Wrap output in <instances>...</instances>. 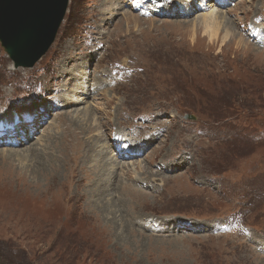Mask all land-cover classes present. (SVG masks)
<instances>
[{
  "label": "rangeland",
  "instance_id": "374dc122",
  "mask_svg": "<svg viewBox=\"0 0 264 264\" xmlns=\"http://www.w3.org/2000/svg\"><path fill=\"white\" fill-rule=\"evenodd\" d=\"M123 1L70 0L33 67H15L0 43V122L28 137L19 148L0 135V264H264V0H201L186 15L165 11L169 0ZM212 8L227 13V37L194 24ZM73 89L81 103L63 107ZM71 117L101 135L89 176V136L71 138ZM50 133L81 168L77 179L64 169L57 188L11 154L46 148ZM107 146L116 164L102 198L92 163Z\"/></svg>",
  "mask_w": 264,
  "mask_h": 264
},
{
  "label": "bare ground",
  "instance_id": "6f19581e",
  "mask_svg": "<svg viewBox=\"0 0 264 264\" xmlns=\"http://www.w3.org/2000/svg\"><path fill=\"white\" fill-rule=\"evenodd\" d=\"M157 1V0H156ZM170 1V0H169ZM167 1L166 4L168 5V7L165 9V11H167L168 13H174V14H177V13H181V14H184L186 15L189 11H192L191 9L193 8H196V5H201L202 8H203V4L201 3V0H178V8H174L173 6L175 5L176 3V0H172L173 2L175 1V3H171ZM205 1V0H204ZM225 1V0H224ZM124 4V1L123 0H102L101 2V5L102 6H105L104 8L106 9V7L108 9L112 8V6L114 7L115 5L119 4L118 7L122 6L121 4ZM135 2V1H134ZM220 2H223V0H220ZM140 3V2H139ZM168 3H171V4H168ZM111 5V7L109 5ZM115 4V5H114ZM136 4V3H135ZM213 3H208L207 6H212ZM137 5V4H136ZM173 5V6H172ZM214 6L217 5L215 2L213 4ZM206 6V7H207ZM104 9V10H105ZM107 9V10H108ZM177 10H179L180 12H177ZM109 11V10H108ZM191 13V12H190ZM226 15L227 13H221V11L219 12L218 9L216 8H212L211 10H208L206 11L205 13H203L202 15H199V17H196V21L194 22V24L197 22V24H201L203 25L205 31H211V34L212 36L216 37L218 36V33H219V30L220 28L222 30L225 31V36L227 37L229 35V32L231 31L230 29V26L228 25V23H226L225 20H228L230 21L229 19H226ZM135 18V21H137L138 19L136 17H132V16H127L126 19L127 21H130V20H133ZM125 19V18H124ZM125 19V20H126ZM134 21V20H133ZM230 30V31H229ZM67 63H69V61L67 60L66 61ZM65 62V63H66ZM73 62V61H70V63ZM67 64H63L62 67H61V74L64 75V73H69L68 70L65 69V66ZM86 67V66H85ZM84 67V71H81L83 74H85V71H86V68ZM82 77H84V80H86V77L82 75ZM73 81V85L74 84V80ZM88 83V82H87ZM78 84V83H77ZM98 84H100V86L102 85V82H97V86ZM82 85L83 87L81 88L82 91L84 90L85 93H82V94H87L89 93L90 89L88 90L87 89V84H86V81H82ZM96 86V87H97ZM102 87V86H101ZM100 87V88H101ZM77 88V87H76ZM91 89H95L94 85H93V88L91 87ZM74 92V89L72 90ZM71 92L68 94V97L66 96V98H63L62 100V105L63 107L65 106L64 104L68 105V104H71L73 101L74 103H81V97L76 95L77 92L75 91L74 93ZM80 97V98H79ZM84 101V100H83ZM75 105V104H74ZM69 112V111H68ZM67 112V113H68ZM72 112V111H71ZM31 113V112H29ZM32 114V113H31ZM68 115V114H67ZM92 115V111H90V109H86V112H85V116H88L90 117ZM82 116V115H80ZM79 119V118H78ZM77 117H75L74 119L71 117V123L70 125H67L68 127L72 128V127H76L75 129L77 131H71V133L69 134L71 136V138L74 140L75 136L78 137L77 135H79L77 132L78 130L85 134L88 135V139L85 140V154H84V157L82 158V163L84 164V167H85V164H89V162L91 163V155H89L90 153H93L94 151V148H95V142L96 141H99L101 139V135L98 133V134H93L92 131L95 129V126L88 124V123H83L81 122V119L78 120ZM33 120V119H32ZM31 120V121H32ZM73 120V121H72ZM75 120V122H74ZM34 121V124H30V123H27L25 126H27V128H36L38 126H41L42 124V120L40 119L39 122L36 121V118L33 120ZM3 122V121H2ZM0 122V135L4 136V135H7V134H12L11 137H14V145H18V147L20 148V146L26 144L24 142L25 139H28V137H26V135L24 137V139H21L20 137L19 138H16L18 135H16L15 133H18V128L19 126L16 127V129H14V121L12 119L10 120H6L5 123H2ZM41 123V124H40ZM31 125V126H30ZM10 126V127H9ZM28 128V129H29ZM14 129V130H13ZM69 131V130H66V132ZM6 133V134H5ZM121 134L120 135V139L117 140L118 144L120 145V142H124V140L126 141V138L125 136ZM1 136V137H2ZM96 136L98 137L96 139ZM12 139V138H11ZM64 139V137H63ZM58 133L56 134H52L50 133L48 135V141H47V146L46 148L42 149V148H39L37 146H30V147H27V149L23 152H21L20 150L22 149H15L12 151L11 154L15 155V156H19L21 157L22 156V159H30L31 161L33 160L34 163L31 162V166H33V168L31 169V173L29 171H25L24 174L29 177H31L35 183L36 182H40V179L39 178H44L47 182V187L49 188V186L51 187H59L62 185V180L60 178V175H63V172H64V169H65V172L69 170V168H72L70 170H72L71 173H73V177L77 179V177H79L78 175L76 176L75 174L77 173V171H79V169H81L80 167H76V165L74 164L73 162V158H74V161H76V157L73 156V150L75 149L74 146L71 145V143H69V141H65V140H68V139H65L63 140ZM83 139V138H82ZM122 139V140H121ZM112 140V139H111ZM23 141V142H22ZM27 141V140H26ZM82 141V140H81ZM78 142V141H77ZM80 142V141H79ZM97 144V143H96ZM100 144V143H98ZM117 144V143H116ZM117 144V145H118ZM30 145V144H29ZM72 149V150H71ZM118 149V148H117ZM121 148H119L120 150ZM109 150V151H108ZM122 150V149H121ZM120 150V151H121ZM141 149L138 148V147H133L132 148H129V152H130V155H131V158H134L137 156L138 154V151H140ZM110 149L109 147L107 146L106 147V151H101L98 156L100 157V161L98 162V164H93L92 163V167L93 168H98L100 167L99 169V177L95 179V177L93 178L94 180H92L93 182L91 183L94 187H96V192L98 194H100V196L103 198V195H106L107 191L105 190V177H106V180H107V177L109 176L107 173H106V170L109 166L110 167V172L112 175H114V171H113V168L115 167L114 164H116V160L110 156ZM128 153L125 149L123 151H121V153ZM86 153H88L87 157H86ZM78 155V154H77ZM25 157V158H23ZM84 158H86V160H84ZM97 159V157H96ZM9 160V157L8 159ZM78 160V159H77ZM10 161V160H9ZM8 162V161H6ZM9 163V162H8ZM13 163V162H12ZM136 163V162H135ZM11 164V163H10ZM79 164V163H78ZM128 164V163H127ZM130 164V163H129ZM139 164V163H138ZM141 164V163H140ZM108 166V167H107ZM129 166V165H128ZM133 166V164H132ZM11 167L13 168V166L11 165ZM135 167V166H133ZM143 167V166H141ZM15 168V167H14ZM92 168V169H93ZM16 169V168H15ZM85 171L88 172V176H89V171L86 169L85 167ZM108 171V170H107ZM85 172V173H86ZM75 173V174H74ZM147 173V172H146ZM150 173V172H149ZM110 174V173H109ZM110 174V176H111ZM72 177V178H73ZM92 177V176H91ZM141 178V177H140ZM139 178V179H140ZM146 177H144L143 179H145ZM152 179L151 176H148V179ZM23 179V178H22ZM21 179V180H22ZM28 179V178H27ZM79 179V178H78ZM147 179V178H146ZM84 180V179H83ZM78 181V180H77ZM149 181V180H148ZM27 182V181H26ZM45 182V181H44ZM136 182V181H135ZM139 182V181H138ZM28 183V182H27ZM33 183V182H32ZM108 183V182H107ZM116 183V180L115 182ZM114 183L109 185V189L112 190L114 188ZM120 183V182H119ZM121 184V183H120ZM124 183H122L123 185ZM128 184V183H126ZM29 185V184H28ZM104 185V188L102 190H100ZM119 186V185H118ZM121 186V185H120ZM40 187V186H39ZM46 187V188H47ZM97 188L99 190H97ZM94 189V188H93ZM133 189V188H131ZM104 190V191H103ZM114 200V199H113ZM121 200V199H120ZM100 203V202H99ZM98 205H101V204H98ZM121 205V204H120ZM106 206H108L106 204ZM119 206V205H118ZM115 207V206H114ZM102 208H106L105 205H103ZM125 208V207H124ZM109 209V207H108ZM110 210V209H109ZM124 211V210H123ZM128 211V210H127ZM120 213V212H119ZM130 213V212H129ZM107 214V213H106ZM111 214V213H110ZM132 214V213H131ZM120 215V214H119ZM122 215V214H121ZM113 217V216H112ZM117 219V218H116ZM112 221H109V225L111 227H113V229L116 230V221H113L114 219H110ZM122 221V220H121ZM115 222V223H114Z\"/></svg>",
  "mask_w": 264,
  "mask_h": 264
},
{
  "label": "water",
  "instance_id": "95a60500",
  "mask_svg": "<svg viewBox=\"0 0 264 264\" xmlns=\"http://www.w3.org/2000/svg\"><path fill=\"white\" fill-rule=\"evenodd\" d=\"M69 1L0 0V43L15 67H33L47 53Z\"/></svg>",
  "mask_w": 264,
  "mask_h": 264
}]
</instances>
